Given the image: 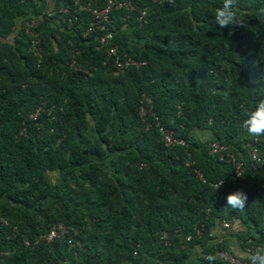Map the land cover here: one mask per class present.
I'll list each match as a JSON object with an SVG mask.
<instances>
[{
    "label": "trees",
    "instance_id": "trees-1",
    "mask_svg": "<svg viewBox=\"0 0 264 264\" xmlns=\"http://www.w3.org/2000/svg\"><path fill=\"white\" fill-rule=\"evenodd\" d=\"M48 1L0 0V264H226L220 250L246 261L208 232L238 222L241 250L264 246V164L244 148L264 160V137L241 128L264 99V0H235L245 25L231 35L215 24L223 0H132L110 13L112 43L144 65L121 73L83 34L85 7L103 0ZM36 17L39 60L24 28ZM158 124L185 147L163 145ZM237 189L242 212L226 203ZM57 224L63 236L46 241Z\"/></svg>",
    "mask_w": 264,
    "mask_h": 264
},
{
    "label": "built area",
    "instance_id": "built-area-1",
    "mask_svg": "<svg viewBox=\"0 0 264 264\" xmlns=\"http://www.w3.org/2000/svg\"><path fill=\"white\" fill-rule=\"evenodd\" d=\"M85 10L90 14V21L84 35L90 32H96L95 36V47L94 49L101 51L104 54V60L101 62V65H105L106 62H109L111 67L114 70V73H121L129 67H139L144 65V62L137 61L126 55L125 52H119L118 46L112 43L113 35L115 33L112 21L110 18V13L112 11H127L130 12L133 10L132 0H103V5L100 9H91L85 7ZM145 14V9H141L137 20L142 21V17ZM39 24V18H32L24 22L25 33L29 35L31 41L29 43V51L39 60L40 50L37 46L38 36L37 33L33 30ZM149 104V99L142 96V102L139 106V117L141 120L145 115L144 105ZM35 114L31 115L30 118L34 119ZM157 133L159 139L165 146H178L185 147V142L174 136V133L171 129L163 126L162 124L157 125ZM246 150V155L251 163H255L258 166L264 164V160L259 158L256 149L249 144L244 146ZM208 154L215 157L219 161L229 162L233 167V179L239 177L242 173L241 162L237 160L232 153L226 152V147L223 144L217 142H210L208 144ZM221 228H228L229 222H220ZM66 227L62 224H57L56 226L51 227L47 235L45 236L46 241H50L54 238H60L63 236ZM208 236L212 237L211 231L209 230ZM217 243H220L218 241ZM253 251V248L248 246L242 250V258L246 259L248 255ZM216 257L226 263V264H248V261H241L239 258L231 255L225 250H220L215 252Z\"/></svg>",
    "mask_w": 264,
    "mask_h": 264
},
{
    "label": "clouds",
    "instance_id": "clouds-1",
    "mask_svg": "<svg viewBox=\"0 0 264 264\" xmlns=\"http://www.w3.org/2000/svg\"><path fill=\"white\" fill-rule=\"evenodd\" d=\"M235 0H223L221 7L215 9V24L220 28H229V35L232 34L235 27L245 25V21L237 16L234 9ZM246 118L241 122V128L249 137H264V99H259L254 108L245 113ZM223 184V180L216 186V189ZM215 189V190H216ZM227 207L233 210L243 211L247 203V195L242 190L236 191L226 196ZM215 259L209 255L207 260L209 264ZM248 264H264V246L258 247L253 253L246 257Z\"/></svg>",
    "mask_w": 264,
    "mask_h": 264
},
{
    "label": "crops",
    "instance_id": "crops-1",
    "mask_svg": "<svg viewBox=\"0 0 264 264\" xmlns=\"http://www.w3.org/2000/svg\"><path fill=\"white\" fill-rule=\"evenodd\" d=\"M47 4L49 3L48 0H46ZM241 227V225L238 222L229 223L228 228H221L219 223H215L211 228V234H212V240L215 242H224L227 246V250H229L231 253L237 256H243L242 250L238 247L237 243L234 241L235 238L230 234L233 233L234 228ZM233 229V230H232ZM238 231V229L236 230ZM199 255V249L197 247H194L191 249L190 252V258H193L195 256ZM151 262V260H146L145 263Z\"/></svg>",
    "mask_w": 264,
    "mask_h": 264
},
{
    "label": "rangeland",
    "instance_id": "rangeland-1",
    "mask_svg": "<svg viewBox=\"0 0 264 264\" xmlns=\"http://www.w3.org/2000/svg\"><path fill=\"white\" fill-rule=\"evenodd\" d=\"M207 133H204V132H199L198 134H196L195 133V135L196 136H198L199 137V139L200 140H205V139H207L209 136L208 135H206ZM46 176H47V178H48V181L51 183V184H54V183H56L57 181H58V178H57V174L55 173V172H49V173H46ZM241 230L242 229V227H237V228H234V232H236V230ZM233 232V233H234ZM232 232L230 233L231 235L233 234ZM235 242H236V240H234ZM143 264H153V263H151L150 261L149 262H147V263H145V262H143Z\"/></svg>",
    "mask_w": 264,
    "mask_h": 264
}]
</instances>
